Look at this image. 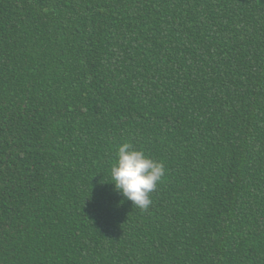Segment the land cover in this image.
Listing matches in <instances>:
<instances>
[{
  "label": "trees",
  "instance_id": "obj_1",
  "mask_svg": "<svg viewBox=\"0 0 264 264\" xmlns=\"http://www.w3.org/2000/svg\"><path fill=\"white\" fill-rule=\"evenodd\" d=\"M0 264H264V0H0Z\"/></svg>",
  "mask_w": 264,
  "mask_h": 264
},
{
  "label": "clouds",
  "instance_id": "obj_2",
  "mask_svg": "<svg viewBox=\"0 0 264 264\" xmlns=\"http://www.w3.org/2000/svg\"><path fill=\"white\" fill-rule=\"evenodd\" d=\"M165 175V165L136 149L130 142L117 148V159L111 167L114 189L133 202L134 207L147 209L152 200L150 193Z\"/></svg>",
  "mask_w": 264,
  "mask_h": 264
}]
</instances>
